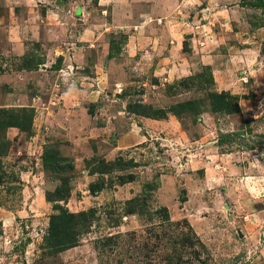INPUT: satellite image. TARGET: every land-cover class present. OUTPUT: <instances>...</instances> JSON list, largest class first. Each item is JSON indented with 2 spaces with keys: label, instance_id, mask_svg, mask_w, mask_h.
<instances>
[{
  "label": "rangeland",
  "instance_id": "rangeland-1",
  "mask_svg": "<svg viewBox=\"0 0 264 264\" xmlns=\"http://www.w3.org/2000/svg\"><path fill=\"white\" fill-rule=\"evenodd\" d=\"M112 1L0 0V264H264V0Z\"/></svg>",
  "mask_w": 264,
  "mask_h": 264
},
{
  "label": "crops",
  "instance_id": "crops-1",
  "mask_svg": "<svg viewBox=\"0 0 264 264\" xmlns=\"http://www.w3.org/2000/svg\"><path fill=\"white\" fill-rule=\"evenodd\" d=\"M106 2H108V0H97V5L95 7H97L98 9H101V12H103L104 9L107 8ZM112 2H114V0ZM173 3H174V0H127V3L124 4V6L123 5L118 6L115 3H112L111 6L115 7V9L120 8V10L122 11V12H120V15L127 16V14L132 11L133 7L142 6V5H153V6H158V8L161 11L162 10L164 11V10H166L167 7L171 6ZM224 3H227V2L224 0H216V6L218 8L225 7L224 11L222 9L216 10V14H221L224 12V14H227L229 16L231 7L228 5H223ZM223 18H225V17H223ZM112 21L115 23V22H117V19H114ZM132 28H134L133 29L134 31H131V35H135V34L137 35L136 39H137V42H139L138 47H143L145 44H148V46H149L151 44V42L154 38V35H153V33L151 34V32H153L155 30V26H152L151 23H149V21L145 22L143 20V21H140L139 24L133 26ZM138 47L135 46V48L132 49L134 51L131 54H135L137 56L140 55V57H138V61L140 58L141 59L146 58L149 60V56L151 55V51H149V50H152L151 47H148L145 50V54L140 53L139 52L140 49H138Z\"/></svg>",
  "mask_w": 264,
  "mask_h": 264
},
{
  "label": "clouds",
  "instance_id": "clouds-1",
  "mask_svg": "<svg viewBox=\"0 0 264 264\" xmlns=\"http://www.w3.org/2000/svg\"><path fill=\"white\" fill-rule=\"evenodd\" d=\"M73 89H69V91L71 92Z\"/></svg>",
  "mask_w": 264,
  "mask_h": 264
},
{
  "label": "trees",
  "instance_id": "trees-1",
  "mask_svg": "<svg viewBox=\"0 0 264 264\" xmlns=\"http://www.w3.org/2000/svg\"><path fill=\"white\" fill-rule=\"evenodd\" d=\"M64 247H65V246H63V249H64ZM65 248H67V247H65Z\"/></svg>",
  "mask_w": 264,
  "mask_h": 264
}]
</instances>
